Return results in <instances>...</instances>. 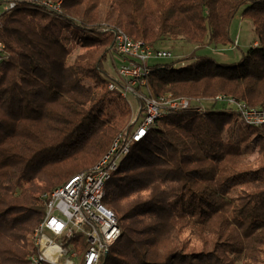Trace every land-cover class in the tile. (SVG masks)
I'll return each instance as SVG.
<instances>
[{
	"label": "trees",
	"instance_id": "16d2710c",
	"mask_svg": "<svg viewBox=\"0 0 264 264\" xmlns=\"http://www.w3.org/2000/svg\"><path fill=\"white\" fill-rule=\"evenodd\" d=\"M53 1L61 12L23 0L0 26L9 54L0 62V264H28L45 194L95 165L144 110L133 116L101 69L113 36L87 46L76 29L103 24L150 44H196V60L185 66L152 65L153 96L225 94L264 110V0ZM243 7L259 44L232 63L198 55L211 43H234L231 25ZM79 46L87 49L70 62ZM235 115L173 111L133 144L106 183L121 235L100 264H264V124L224 140L219 126ZM253 134L259 149L251 161Z\"/></svg>",
	"mask_w": 264,
	"mask_h": 264
},
{
	"label": "built area",
	"instance_id": "2783aa9c",
	"mask_svg": "<svg viewBox=\"0 0 264 264\" xmlns=\"http://www.w3.org/2000/svg\"><path fill=\"white\" fill-rule=\"evenodd\" d=\"M22 1L0 0V26L4 14ZM30 1L44 4L51 11H62L60 1ZM103 34L113 36L110 53L117 61L116 77L109 83V88L124 96L128 93L136 95L144 102L145 108L133 120V128L129 132L121 131L95 165L45 194V217L30 235L33 249L28 264H100L102 257L121 235L118 217L104 201L106 183L118 170L133 144L148 135L157 119L173 111L194 107L201 101L172 97L170 94L157 98L151 91L148 92L152 65L170 62L177 67L172 50L134 38L121 28L103 25L100 35ZM8 57L0 37V62ZM211 101L225 109H233L244 125L257 127L264 124V110L250 106L245 100L219 94Z\"/></svg>",
	"mask_w": 264,
	"mask_h": 264
},
{
	"label": "rangeland",
	"instance_id": "374dc122",
	"mask_svg": "<svg viewBox=\"0 0 264 264\" xmlns=\"http://www.w3.org/2000/svg\"><path fill=\"white\" fill-rule=\"evenodd\" d=\"M241 8L239 13L234 18L232 25H231V35L235 36L234 43L231 44L230 49H214L211 50L210 48H198L196 52L198 55H202L201 53H209L213 55L212 57L219 63H232L238 61L241 57L240 55L243 52H247L250 48L257 46L259 41L257 39L258 35L254 30V24L252 19L242 17ZM103 24L101 25V27ZM73 29L76 27L73 25ZM77 35H81L80 38L86 39L89 43L87 46L96 44V39L98 40L101 36L100 33L102 30H93L89 32H83L82 30L76 29L75 31ZM255 39V41H254ZM169 38H164L160 43H155L160 48L170 49L174 53V64L177 65L176 68L185 66L194 60L195 58L190 57V53L194 50V46L191 43L186 42L184 39H175L173 42H176V45L170 44ZM86 47H74L72 52L69 54V60L72 62L76 56L83 51H85ZM202 50V51H200ZM112 53V52H111ZM110 52L101 60V69L107 73L109 76L115 78L116 77V68H117V61L114 59V56ZM210 55V56H211ZM166 63V62H165ZM87 81V80H86ZM88 82V81H87ZM115 92V91H114ZM150 92V90H148ZM118 93V92H117ZM119 94V93H118ZM121 95V94H120ZM122 98L127 99L128 103L132 108L133 116L137 115L140 108H145L144 102L141 105V101L139 98L131 93H128L126 96L121 95ZM194 107H201L205 110H210L212 108L216 109H223L235 112L233 109H225L221 104H216L215 102L211 101V99H201V101L194 104ZM204 111V110H203ZM235 119L225 122L224 124L220 125L219 128L221 130L222 136L224 140H236L238 139L239 131L241 127H244L242 120L240 119L239 114L235 112ZM135 118V117H134ZM253 140L251 141L250 147L247 150V155L251 161H253L258 156V149L259 146L257 145V136L253 134ZM75 175V174H74ZM73 175V176H74ZM64 184V183H63ZM62 185V184H61ZM59 185V186H61ZM58 187V186H57ZM111 208V207H110ZM105 264H111L109 261Z\"/></svg>",
	"mask_w": 264,
	"mask_h": 264
},
{
	"label": "crops",
	"instance_id": "0c3cea01",
	"mask_svg": "<svg viewBox=\"0 0 264 264\" xmlns=\"http://www.w3.org/2000/svg\"><path fill=\"white\" fill-rule=\"evenodd\" d=\"M233 37V39L235 38V36H232ZM254 41H255V39H254ZM158 43H160V42H158ZM169 43L170 44H173V45H176V42H173V41H169ZM193 46H194V49L195 48H197V45L196 44H193V43H191ZM230 47H231V44H229V45H221V44H215V43H211V44H209V45H206L205 47H203L204 49L205 48H210L211 50H214V49H217V48H220V49H230ZM199 51V50H198ZM197 51V52H198ZM200 51H202V50H200ZM201 54H204V53H201ZM207 55H211V54H209V53H206ZM211 56H213V55H211ZM242 55H240V57H241Z\"/></svg>",
	"mask_w": 264,
	"mask_h": 264
}]
</instances>
